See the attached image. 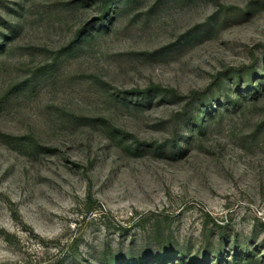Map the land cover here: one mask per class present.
I'll return each instance as SVG.
<instances>
[{"label": "rangeland", "instance_id": "1", "mask_svg": "<svg viewBox=\"0 0 264 264\" xmlns=\"http://www.w3.org/2000/svg\"><path fill=\"white\" fill-rule=\"evenodd\" d=\"M0 264H264V0H0Z\"/></svg>", "mask_w": 264, "mask_h": 264}]
</instances>
